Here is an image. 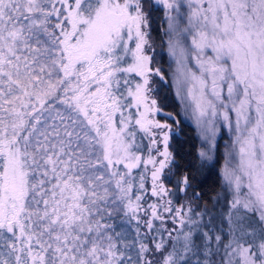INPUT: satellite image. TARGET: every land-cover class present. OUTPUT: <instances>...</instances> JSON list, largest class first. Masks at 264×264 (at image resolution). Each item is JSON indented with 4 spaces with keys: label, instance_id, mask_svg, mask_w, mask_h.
Segmentation results:
<instances>
[{
    "label": "snow or ice",
    "instance_id": "obj_1",
    "mask_svg": "<svg viewBox=\"0 0 264 264\" xmlns=\"http://www.w3.org/2000/svg\"><path fill=\"white\" fill-rule=\"evenodd\" d=\"M176 96L223 190L205 196L157 99ZM0 264H264V0H0Z\"/></svg>",
    "mask_w": 264,
    "mask_h": 264
},
{
    "label": "trees",
    "instance_id": "obj_2",
    "mask_svg": "<svg viewBox=\"0 0 264 264\" xmlns=\"http://www.w3.org/2000/svg\"><path fill=\"white\" fill-rule=\"evenodd\" d=\"M157 16L158 14L155 13V19ZM153 29L152 33L156 36V40L163 42L164 35L161 32L160 23L157 20L153 25ZM161 46L163 47L164 44H158L159 48ZM158 54L159 51H157ZM158 58H161L159 66L167 78L166 81L160 82L157 85V99L164 109L174 113L179 121V124L175 125L177 128L174 133L177 134L174 135L172 141L177 153V159L182 168H189L194 174V188L197 191L206 197L215 195V193L223 190L222 166L225 160L226 144L231 142V140L227 137L225 131H223L216 143V148L212 152V159L204 160L200 158V151H207V149H201V140L197 127L185 120L182 116L181 104L175 94L176 89L172 80L175 68L172 70V61L169 60V57L165 53L159 54Z\"/></svg>",
    "mask_w": 264,
    "mask_h": 264
},
{
    "label": "rangeland",
    "instance_id": "obj_3",
    "mask_svg": "<svg viewBox=\"0 0 264 264\" xmlns=\"http://www.w3.org/2000/svg\"><path fill=\"white\" fill-rule=\"evenodd\" d=\"M158 14V16L156 17V20L157 22L160 23V27H161V32H163V42H160L158 40H156V36L152 33V39L155 43V54H154V59L158 62L157 63V66H159V63L161 62V58L159 59L158 58V55L161 54V53H165L168 57H169V60L172 61V70L173 68H176V64H175V60L173 57L170 56L168 50H167V39L168 37L165 35V20H164V15H163V11L160 10L159 12H156ZM164 44V46L161 48L158 47V44ZM157 51H159V54L157 55ZM163 71V70H162ZM167 78V77H166ZM172 80H173V75H172ZM173 84H174V81H173ZM175 87V85H174ZM179 100V99H178ZM180 102V101H179ZM181 104V103H180ZM181 113H182V116L185 120H187L188 122H190L192 125H194L195 127H197L198 129V133H199V136H200V140H201V149H208V143L207 141L204 139V136H203V132H202V129L200 126H198L197 122H196V117L195 115L193 114V111H192V108L191 106H188L187 108L185 107V105L181 104ZM216 127L219 129V134L217 135L216 137V141L215 143H217L218 139L221 137L223 131H225L226 135L228 138H230L231 142L227 143L226 144V147L231 145L232 144V141H233V136L231 135V133H229L228 129L224 126L223 124V121L221 118H217V121H216ZM176 126H174V132L176 130ZM226 149V148H225ZM224 164H225V160H224V163H223V166H222V169L224 167Z\"/></svg>",
    "mask_w": 264,
    "mask_h": 264
}]
</instances>
